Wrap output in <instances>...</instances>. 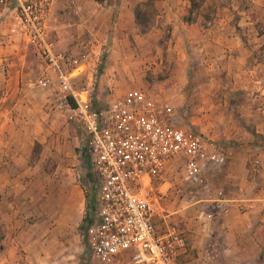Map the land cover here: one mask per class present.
Returning a JSON list of instances; mask_svg holds the SVG:
<instances>
[{
	"label": "rangeland",
	"instance_id": "obj_1",
	"mask_svg": "<svg viewBox=\"0 0 264 264\" xmlns=\"http://www.w3.org/2000/svg\"><path fill=\"white\" fill-rule=\"evenodd\" d=\"M130 1L141 6V23L115 28L121 0H22L43 9L45 26L37 28L19 23V1L0 0V137L20 150L0 154V160L22 163L20 170L0 171L12 178L6 186L0 180L1 246L21 248L9 249L8 257L0 249V257L17 260L28 255L30 261L42 259L43 264H96L87 238L89 211L93 212L87 195L94 197L95 207L96 174L84 129L72 117L56 73L46 70L32 42L39 33L69 58L65 72L79 68L73 88H92L100 105L123 98L131 88H142L173 107L179 126L226 155L227 165L209 173L208 186L187 181L176 166L164 183L153 180L157 231L174 227L187 242L178 264H239L249 255L229 232L233 226L229 213L237 206L227 212L218 197H244L241 178L251 177L241 163L264 149V0H192L186 18L201 12L212 20L226 7L230 30L240 33L251 52L238 65L240 70H255L253 82L242 74L237 84H230L226 70L224 81L213 87L208 70H195L202 60L192 58L190 51L188 40L199 27H160L156 0ZM187 63L190 67L184 70ZM46 77L53 83L39 84ZM0 145L5 147L2 139ZM44 229L52 230V240L42 245L41 254L39 242L51 237L38 234ZM118 264L136 263L124 255Z\"/></svg>",
	"mask_w": 264,
	"mask_h": 264
},
{
	"label": "built area",
	"instance_id": "obj_2",
	"mask_svg": "<svg viewBox=\"0 0 264 264\" xmlns=\"http://www.w3.org/2000/svg\"><path fill=\"white\" fill-rule=\"evenodd\" d=\"M17 1L22 11L17 17L20 24L45 26L42 8ZM32 42L44 58L46 70L56 73L64 101L84 129L97 179L96 203L87 226L89 250L96 264H118L124 255L136 264H178L187 242L174 227L164 233L157 231L153 180L162 182L176 166L187 181L208 186L209 173L226 165V155L207 146L193 130L179 126L173 107L142 88H131L123 98L98 104L92 88H73L79 68L65 72L69 58L57 53L53 42L41 33ZM50 83V77L39 81L42 86ZM218 201L227 212L234 204L246 212L256 200L223 196Z\"/></svg>",
	"mask_w": 264,
	"mask_h": 264
},
{
	"label": "crops",
	"instance_id": "obj_3",
	"mask_svg": "<svg viewBox=\"0 0 264 264\" xmlns=\"http://www.w3.org/2000/svg\"><path fill=\"white\" fill-rule=\"evenodd\" d=\"M155 6L159 12L158 25L160 27L171 26L180 28L184 27L185 24L199 27L196 34L190 35L188 41L190 43L192 58H199L202 60L199 67H196L195 70H198L200 67L204 68V70H208L211 87L224 81L223 75L226 74V70L229 74L230 84H237L242 74L247 82H253L255 80V70H251V67H248V70H240L241 67L238 65L243 56L249 57L251 52H248L247 48L245 49L244 40L240 37V33L230 30L231 21L224 13L226 7L222 6L218 16L211 20L201 12L198 14L192 12L195 17L192 19L186 18V16L191 13L190 9L193 6L192 0H156ZM135 10L136 7L130 0H121L119 15L115 17L114 27L116 28L117 24L120 27H124L125 25L133 26V24L136 23ZM189 67V63H187V65L184 66V70H188ZM246 86H251V84H247ZM4 125L5 123L3 122L2 126ZM1 139L2 143H5V147L0 145V154H8L9 151H13V154L15 152L16 154L20 153L17 144H10V139L7 137L1 136L0 140ZM15 161L16 162L6 160L2 162L0 160V171L3 172L9 169L20 170L22 163H20L19 160L17 161V159H15ZM241 165L245 169V174L251 177V181H248L247 177L241 178V183L244 185L242 196L254 198L256 202H254L253 207L246 212L238 211L235 207L231 209L229 216L232 218L230 224L233 226H231L229 232L236 236L237 245L240 250L250 252L249 255L240 258L239 264H264V255L262 254V247L264 246V149H259L253 156H249L248 160L247 158L243 160ZM0 180L2 185L6 186L11 183L10 181L12 178L8 174H1ZM249 182L250 184H248ZM243 190L247 192L246 196L243 194ZM252 193H254V195ZM258 201L262 202L259 203ZM38 232L39 235L51 236L39 242L41 244L37 248V251L40 252L44 251L43 246L46 247V241L52 240V230L44 229L38 230ZM23 244L24 243H22V245ZM9 249V247L3 245L1 249L2 256L8 257L7 253ZM20 249V245L16 244L13 248L11 247L10 250L14 251ZM40 253L42 254V252ZM0 259V264L44 263L42 259L39 263L32 262L28 259V255H25L24 258L21 256L17 260L2 257H0Z\"/></svg>",
	"mask_w": 264,
	"mask_h": 264
},
{
	"label": "trees",
	"instance_id": "obj_4",
	"mask_svg": "<svg viewBox=\"0 0 264 264\" xmlns=\"http://www.w3.org/2000/svg\"><path fill=\"white\" fill-rule=\"evenodd\" d=\"M96 1L102 3V2H104V1H106V0H96ZM152 3H153V2H152ZM141 14H142V12H141V6H137V7H136V10H135V16H136V21H137L138 23H141V22H140L141 17H142ZM70 103H71L72 105H75V104H74V101H73L71 98H70ZM94 184H95V183L92 184V186H93V191H95V189H94ZM87 196H88V199H89L88 208H89L90 210H93V208H94V197H93L92 195H90V194H88ZM89 214H90V211H89ZM2 238H4V235H3V234L0 236V240H1ZM1 245H2V243H1V241H0V247H1L0 249L3 248Z\"/></svg>",
	"mask_w": 264,
	"mask_h": 264
}]
</instances>
